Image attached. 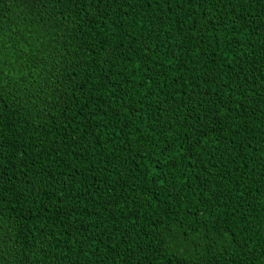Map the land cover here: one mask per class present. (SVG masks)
<instances>
[{
  "label": "trees",
  "instance_id": "16d2710c",
  "mask_svg": "<svg viewBox=\"0 0 264 264\" xmlns=\"http://www.w3.org/2000/svg\"><path fill=\"white\" fill-rule=\"evenodd\" d=\"M0 264H264V0H0Z\"/></svg>",
  "mask_w": 264,
  "mask_h": 264
}]
</instances>
